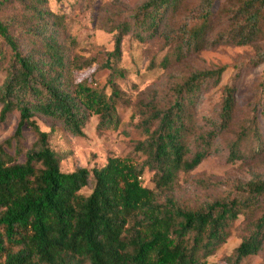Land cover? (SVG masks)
Returning <instances> with one entry per match:
<instances>
[{
    "label": "trees",
    "instance_id": "1",
    "mask_svg": "<svg viewBox=\"0 0 264 264\" xmlns=\"http://www.w3.org/2000/svg\"><path fill=\"white\" fill-rule=\"evenodd\" d=\"M183 1L148 0L136 10L133 23L122 22L114 50L102 63L110 71V94L86 79L73 80L75 70L95 59L72 65L58 39L63 17L49 11L46 0H32L34 21L28 29L29 37L41 39V58L23 53L11 25L0 20V37L11 49L0 88V122L15 110L20 113L14 134L0 144V264H209L207 259L227 242L238 217L258 205L264 196V180L247 183L244 197L216 200L200 209L182 207L172 197L159 201L157 190L171 189L181 171L201 164L233 122L239 72L224 87L219 123L198 132L192 116L201 91L210 82L218 84L225 66L193 73L180 85L173 105L150 107L139 124L146 137L133 148L145 156L142 162L132 155L110 156L104 166L65 172L60 164L67 153L51 145L55 129L43 130L37 122V115H43L82 136L89 116L97 114L100 131L118 128L121 92L117 80L124 76L118 67L124 36L132 32L140 41L156 36L169 13L177 11ZM216 1L202 0L198 13L180 26L174 39L178 56L185 48L199 51L204 47ZM228 1L232 23L225 36L229 42L246 45L264 39V0ZM250 61L252 65L264 63V49H258ZM261 86L264 90V72ZM260 107L264 114V106ZM251 122L231 143L235 157L241 156L242 144L249 138L257 142V150L264 146L256 118ZM26 129L36 136L28 148ZM193 135L194 151L190 146ZM21 155L25 159L18 161ZM146 169L153 172L154 188L144 184ZM91 180L93 188L86 195L81 190ZM250 222L249 233L226 257L227 264H244L262 249L264 209Z\"/></svg>",
    "mask_w": 264,
    "mask_h": 264
},
{
    "label": "rangeland",
    "instance_id": "2",
    "mask_svg": "<svg viewBox=\"0 0 264 264\" xmlns=\"http://www.w3.org/2000/svg\"><path fill=\"white\" fill-rule=\"evenodd\" d=\"M3 9L0 20L11 25L12 33L19 39L23 53H33L43 57L40 38L29 37L30 23L34 21L32 0H0ZM148 0H46L51 12L63 17L59 26L58 39L66 48L69 61L94 58L95 61L73 72L75 82L86 81L107 94L112 92L107 84L109 69L102 63L114 50L115 34L124 21L133 23V15L139 6ZM202 0H184L177 11L169 13L158 34L146 41H140L130 32L122 42V60L119 69L124 76L117 80L121 97L117 102L121 123L116 129L100 131L99 116L91 114L83 129L84 135L71 133L61 122L37 115L38 124L43 130L55 129L51 145L67 153L60 167L65 172L78 168L101 167L110 156L126 157L132 155L142 162L145 156L133 151L139 140L146 135L139 124L149 113L151 106L169 107L178 98L181 84L197 71L225 66L218 84L210 82L192 109L194 124L198 132H205L219 123L224 87L239 72L236 81V108L231 126L222 132L212 147L211 154L191 171H181L171 189L158 192L159 201L172 197L185 208L200 209L216 200L244 197L246 185L253 180H264V146L257 150L253 138L244 141L241 156L231 154V143L244 127L251 125L256 118L264 136V90L261 86L264 63L252 65L251 58L258 49H264V39L251 44L237 45L225 36L231 27L232 13L228 0H217L213 5L215 18L207 35V42L199 50L185 48L178 56L174 50V39L180 26L198 13ZM194 21V20H193ZM192 21V22H193ZM54 26V23H52ZM51 26V27H52ZM39 42V45L35 43ZM0 88L6 78L11 62V49L0 37ZM82 62V61H81ZM260 99L262 102H260ZM2 104L0 103V112ZM19 111L10 113L0 122V144L10 138L18 125ZM36 136L26 129L24 144L30 147ZM196 135L192 136L190 146L196 149ZM13 152V151H12ZM25 159L21 155L18 161ZM153 172L146 169L144 184L154 188ZM93 180L81 192L90 194ZM264 209V196L252 212L241 214L235 221L227 242L211 257L209 264H227L226 257L242 242L251 229V220ZM244 264H264V245L258 254L247 257Z\"/></svg>",
    "mask_w": 264,
    "mask_h": 264
}]
</instances>
